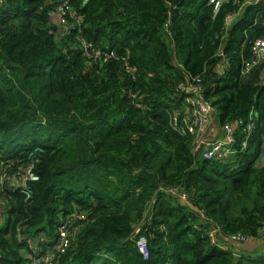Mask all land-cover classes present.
Segmentation results:
<instances>
[{
  "label": "trees",
  "instance_id": "trees-1",
  "mask_svg": "<svg viewBox=\"0 0 264 264\" xmlns=\"http://www.w3.org/2000/svg\"><path fill=\"white\" fill-rule=\"evenodd\" d=\"M63 2L0 0V175L38 176L29 196L0 180V264L38 260L68 218L56 264H264L230 241H264V61L248 67L264 0H71L73 30ZM198 76L222 126L253 111L232 161L183 131L181 86Z\"/></svg>",
  "mask_w": 264,
  "mask_h": 264
},
{
  "label": "built area",
  "instance_id": "built-area-1",
  "mask_svg": "<svg viewBox=\"0 0 264 264\" xmlns=\"http://www.w3.org/2000/svg\"><path fill=\"white\" fill-rule=\"evenodd\" d=\"M221 0H211V3H215L216 8L219 7ZM59 16L62 24L65 26V17L71 16L75 19L77 25H80L82 18L77 16V13L71 6V0H64L63 4L58 8L56 13ZM236 15H230L227 18V24H230ZM68 30L76 29V25L67 26ZM262 29L264 32V20L262 21ZM80 30V29H79ZM88 47L87 44H85ZM253 60L252 63L248 65L250 68L253 65L260 64L264 61V34L254 40L252 43ZM102 60L107 61L108 58L114 57L115 52H104L101 53ZM127 68H129L127 66ZM248 70V69H247ZM246 70V71H247ZM264 87V78L262 81L261 88ZM181 90L188 92L190 95L186 98L185 103L188 112L184 116V133L188 132L195 135L193 151L201 154V156L208 160H220L223 162L232 161L235 155L244 150L248 145V138L242 139L240 145H237L238 140L236 137V125L242 126L243 132L246 134L251 132L255 125L253 111L250 113V117L247 121L240 120L238 123L230 122L222 126L220 133H213L212 126L215 119V108L212 103L205 98L204 89L202 85L201 77H194L189 80L186 84H182ZM219 134V135H217ZM8 180L18 179L21 182V188L29 196L31 194V183L38 179L33 166L27 168L23 173H16L13 175H7ZM182 198L188 201V196L186 193L182 194ZM71 220L68 218L67 221L63 222L58 229V236L55 241V245L48 250L46 253L42 254L40 258L33 264H56L54 262L53 251L64 252L65 249L70 244L69 237V224ZM216 229L213 231L212 235L217 232ZM264 230V228H263ZM251 240V237L243 234H236L230 237L232 243L244 244ZM140 251L147 256L148 249L146 244V239L140 237L137 240Z\"/></svg>",
  "mask_w": 264,
  "mask_h": 264
},
{
  "label": "crops",
  "instance_id": "crops-1",
  "mask_svg": "<svg viewBox=\"0 0 264 264\" xmlns=\"http://www.w3.org/2000/svg\"><path fill=\"white\" fill-rule=\"evenodd\" d=\"M56 18L60 19L59 16H57ZM221 129H222V125L219 123L217 116L215 114V119H214V123L212 126V132L213 133H220ZM217 135H219V134H217ZM262 161L264 162V157H263ZM7 185L10 187H13V188L14 187H20L21 182L18 179H14V180L11 179V180H8ZM6 204L7 203H6L5 198L0 197V229L4 228L7 225V222L9 219V212L6 208ZM6 213H7V215H6ZM243 245L245 246V248H247L250 251H260V252L264 251V241H262V240L251 239L249 242H247L246 244H243ZM49 250H51V248ZM38 255H39V253H38ZM27 256H28V258H31V255L27 254ZM36 261H37V259H36ZM36 261H34L33 263H35Z\"/></svg>",
  "mask_w": 264,
  "mask_h": 264
},
{
  "label": "rangeland",
  "instance_id": "rangeland-1",
  "mask_svg": "<svg viewBox=\"0 0 264 264\" xmlns=\"http://www.w3.org/2000/svg\"><path fill=\"white\" fill-rule=\"evenodd\" d=\"M211 1V0H210ZM4 170V169H3ZM4 173V172H3ZM3 173H1V175L0 176H2L1 177V182H3V181H6V180H8V177H6L7 176V174L5 173V174H3ZM8 182V181H7ZM6 215H7V213H6ZM144 222H145V218H143V219H141V220H139L137 223H135L134 224V233L136 234V233H139L140 232V230H141V226L144 224ZM146 239V238H145ZM146 241H147V239H146Z\"/></svg>",
  "mask_w": 264,
  "mask_h": 264
},
{
  "label": "water",
  "instance_id": "water-1",
  "mask_svg": "<svg viewBox=\"0 0 264 264\" xmlns=\"http://www.w3.org/2000/svg\"><path fill=\"white\" fill-rule=\"evenodd\" d=\"M222 2L226 1V0H221ZM262 76L264 77V70L262 71Z\"/></svg>",
  "mask_w": 264,
  "mask_h": 264
}]
</instances>
